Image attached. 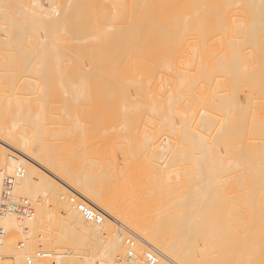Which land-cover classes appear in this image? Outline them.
<instances>
[{"label": "rangeland", "instance_id": "1", "mask_svg": "<svg viewBox=\"0 0 264 264\" xmlns=\"http://www.w3.org/2000/svg\"><path fill=\"white\" fill-rule=\"evenodd\" d=\"M33 1L0 0V78H13L14 89L28 93L26 96L32 97L35 102L29 97L30 101L26 96L23 97L31 104H37L42 99L40 96V100H36L42 90L31 89L33 80L54 79L52 87L54 98L58 102L59 98L67 96L62 91L60 81L71 79L74 83L73 97L77 99L75 108L80 113L83 132L86 137L89 136L85 142L99 146L100 143L95 139L98 134L97 90L99 84L106 87L107 83H99L97 80L109 77L112 71V30L108 31L109 34L105 33L107 29L104 27L108 18L112 23L113 0H52V7L46 11L35 9ZM37 1L40 6H47L45 0ZM172 1H168L170 16L174 4L179 6V3L173 4ZM185 2L187 1L180 0L182 4L176 9L177 11L181 7L177 15L183 12V5L190 4V0L189 4H184ZM195 3L197 21L194 20L197 27L192 25L197 33L193 31L195 36L191 33L194 39L196 36L200 38L209 60L199 67H188L187 70L176 61L167 67L149 63L147 76L151 86L155 87L152 90L150 86L148 108L145 107L148 115L147 142L141 150H137V145L133 146L131 155V159L135 161H144L149 173L143 176L133 175L131 188L145 190L142 198L147 200L146 214L148 217L159 216L155 220L160 223L162 232L188 228L187 223L192 222L190 224L193 226L189 228L193 229V238L196 239L194 263L201 258L202 264H264V65L254 69L251 58L254 54L260 55L264 60V0H195ZM187 9L190 11L189 6ZM189 11L188 13H193ZM185 15L186 13L184 17L187 16ZM184 17L179 23L188 21ZM29 23L39 26L37 33L29 31ZM186 32H181L182 38L186 36ZM189 32L186 38L191 35ZM40 36L58 47L55 52L58 59L41 64L32 62L34 58L31 60V54L38 45L35 48L31 41L38 40ZM190 38H187L188 42L193 41ZM10 46L30 48V52H9L25 57L6 63L1 57ZM160 46L161 50L168 52L187 50V45L182 43L177 49L170 42H163ZM27 56L31 61H27ZM218 57H222L220 62L215 60ZM231 58H236L238 64L233 63L229 67L224 65ZM106 63L108 74H103L102 69ZM209 64H214L215 67H210ZM228 70L229 77L233 80L231 89L226 84L216 82L218 74ZM184 72L191 76L189 91H192L198 79V83L202 85L203 79L207 78L212 82L209 92L175 94L174 86ZM43 79L40 82L42 86ZM256 87L259 90L254 93L253 89ZM80 88L82 95L78 93ZM169 99L174 110L176 109L172 114H169L167 108L170 105ZM30 103L25 107L29 108ZM34 106L31 107L33 111L36 109ZM208 107L214 120L204 141L195 139L185 131H178L179 127L175 124L181 121L184 124H196V128L200 129L196 121L202 116L201 110ZM6 116L9 121L15 120L9 112H6ZM238 118L241 120L240 124L235 121ZM107 144L109 146L110 143ZM103 146H107L106 143ZM220 153H225V161L216 164L212 157L221 158ZM154 156L164 158L160 174L155 169L158 162L152 161ZM173 178L175 181H172ZM60 189L64 190L63 186ZM67 195L71 194L68 192ZM184 195H187L185 199H192L189 204L183 200ZM13 198L19 200L23 197L13 195ZM173 204L175 210L167 209ZM188 206L191 208L183 213L182 208ZM209 211L212 216L218 214L224 217L229 225L223 251L215 248V241L207 239L206 233L212 229L206 225L205 220ZM14 217L21 219L19 216ZM27 231L26 228L16 230L11 238L15 242L14 247L23 244L17 250L26 256H33L38 252V248H33L36 245L33 242L38 240L39 233L34 234L35 238L32 235L26 237L23 233ZM0 258L4 262L11 260Z\"/></svg>", "mask_w": 264, "mask_h": 264}, {"label": "bare ground", "instance_id": "2", "mask_svg": "<svg viewBox=\"0 0 264 264\" xmlns=\"http://www.w3.org/2000/svg\"><path fill=\"white\" fill-rule=\"evenodd\" d=\"M166 1L113 0L112 23L108 18L104 27L107 29L105 33L109 34L108 31L112 30V71L109 77L97 80L99 83H107L106 87L99 84L96 98L98 134L95 139L102 146H92L85 142L89 136H85L80 113L75 108L77 99L73 97L75 92L71 79L60 81L63 86L62 91L67 96L59 98L58 102L54 98L55 92L52 87L54 79L41 78L39 82L37 79L33 80L31 89L42 90V95L36 92L39 95L36 96V100L42 97L39 103H35L36 106L29 102L30 97L26 96L28 93L14 89L13 78H0V165L7 162L8 172H12L15 166L22 168L24 175L15 181L12 195L25 198L32 208V213L20 217V220L13 214L0 218V228L4 230V235L0 236V257L11 259L4 262L0 258L4 264H116V262L145 264L144 254L148 250L157 252L162 258H167L174 264H202L201 258L194 263L196 239L193 238V229L189 228L193 226L190 224L192 222L187 223L188 228L162 232L160 223L155 220L159 216L148 217L146 214L147 200L142 198L145 190L131 188L134 182L133 175L143 176L149 173L148 165L144 161L131 159L133 146L137 145V150H141L147 142L148 115L145 109L148 108L151 86L147 76L149 63L167 67L171 62L176 61L187 70L188 67L194 65L199 67L209 60L204 53L205 47L201 45L200 38L196 36L194 39L196 28L194 29L192 24L195 27L197 21L195 0L192 2L186 0L187 2L184 3H190L188 6L195 16L193 13H188L189 9L186 5H183L185 12L181 11L182 15H177L181 7L177 11L176 9L182 4L180 0L179 2L170 0L173 4L179 3V6L174 4L172 8L174 10L171 9L173 12L176 11L174 13L176 15L171 12L172 16H170L169 0ZM45 2L46 7L40 6L37 0H34L32 5L37 10L46 11L53 3L52 0ZM185 13L192 15H187L191 21L186 15L184 17ZM183 17L188 21L180 23L187 25L186 27L179 23ZM187 22L192 26L189 27ZM27 28L30 32L37 33L39 26L29 23ZM187 28L191 31L189 32ZM184 31L191 34L187 38L191 37L192 42L187 41V32L182 38L181 32L183 34ZM31 42L35 44V48L38 45L35 50L31 48L34 51L30 58L31 60L32 57L34 58L32 62L35 64L58 59L55 55L58 47L46 41L45 37L40 36L38 40ZM163 42L174 44L175 49L180 43L186 44L187 50L179 53L161 50L160 45ZM21 47L23 46L8 47L1 58L6 63L22 60L25 56L9 53L15 50L30 52V48ZM221 58L215 60L220 62ZM251 58L254 69L264 65L260 55L253 54ZM27 59L31 61L28 56ZM233 63L238 64V60L227 59L224 65L229 67ZM106 66L107 63L102 69L103 74H108ZM209 66L215 67L214 64ZM229 76V70L218 74L217 84H226V87L231 89L233 80ZM190 78L191 76L184 72L174 86L175 94L186 95L187 92H191L194 95L211 88L212 82L204 78L202 85L198 83V79L196 88L194 89V86L192 91H189ZM42 79L43 86L40 83ZM154 87L151 86V89L154 90ZM258 90L256 87L253 92L256 93ZM78 93L82 95L81 88ZM23 96L28 98L30 109L25 107L29 105ZM32 106L36 108L34 111L31 109ZM209 107L201 110L202 116L196 121L200 129L196 128V124L189 125L181 121L175 124L179 127L178 131H185L195 139L204 141L214 120ZM167 108L169 114L176 111L171 102ZM6 112L12 114L15 120H7ZM165 119L170 121L168 118ZM235 121L237 124L241 123L239 118ZM105 143L107 146H103ZM107 143H110L109 146ZM220 154L221 158L212 157L214 163L221 164L225 161V153ZM8 155L14 157L15 162L8 159ZM163 159V156H154L152 159L158 162L155 165L157 174L161 172ZM171 173L174 171L171 170ZM174 179L172 181H175ZM59 185L63 186L64 190L60 189ZM1 191L0 182V200ZM66 191L81 197L88 207L97 211L103 217L102 223L95 225L85 221L69 203L67 198L70 195H67ZM185 198L187 195L183 196L185 203L189 204L192 201L190 198ZM189 208L191 207H183V213ZM167 209L175 210V204L168 206ZM205 209L212 210L209 207ZM212 215L209 211L205 218L206 225L212 228L206 233L207 239L215 241V248L223 251L229 225L224 217L218 214ZM176 226L179 224L176 223ZM21 228L28 230L23 233L26 237L27 235L34 237L35 233H39L38 240L35 239L33 242L36 243L33 248H38L40 253L50 254V258H33L30 263L27 262V258H32L31 255L26 256L22 251L17 250L19 247H14L16 245L11 238L14 231ZM179 236L186 238L181 239ZM128 237H133L137 241L131 258L127 257L125 245Z\"/></svg>", "mask_w": 264, "mask_h": 264}, {"label": "built area", "instance_id": "3", "mask_svg": "<svg viewBox=\"0 0 264 264\" xmlns=\"http://www.w3.org/2000/svg\"><path fill=\"white\" fill-rule=\"evenodd\" d=\"M12 154H15L12 152ZM8 159L14 161V157L8 155ZM15 162V161H14ZM24 175V171L21 167L15 166L12 172H8V163L0 165V182H1V200H0V218L7 214H13L14 216H28L32 213L30 203L25 199L14 200L12 195V189L16 180L21 179ZM69 203L79 212L81 217L90 223L99 225L102 223L103 217L95 210L88 207L83 199L77 195H70L68 198ZM4 235V230L0 228V236ZM136 239L133 237L126 240L125 245L127 248V257L131 258L134 254V248L136 247ZM19 248L23 247V244L18 245ZM27 258V262L30 263L33 258L48 259L50 254L45 252H36ZM145 264H174L167 258H162L157 252L148 250L144 254ZM0 264H4L0 260Z\"/></svg>", "mask_w": 264, "mask_h": 264}]
</instances>
